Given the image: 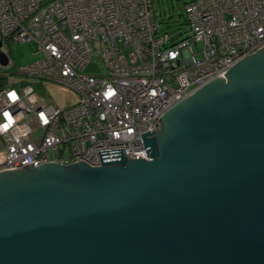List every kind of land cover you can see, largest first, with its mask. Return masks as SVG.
<instances>
[{"label":"water","instance_id":"obj_1","mask_svg":"<svg viewBox=\"0 0 264 264\" xmlns=\"http://www.w3.org/2000/svg\"><path fill=\"white\" fill-rule=\"evenodd\" d=\"M160 121L150 160L0 172V264H264V48Z\"/></svg>","mask_w":264,"mask_h":264},{"label":"built area","instance_id":"obj_2","mask_svg":"<svg viewBox=\"0 0 264 264\" xmlns=\"http://www.w3.org/2000/svg\"><path fill=\"white\" fill-rule=\"evenodd\" d=\"M185 13L179 37L157 23L153 0H0V53L34 42L43 54L0 89V172L98 168L99 150L122 147L129 161L150 160L142 134L159 132L166 113L264 48V0H190ZM97 50L105 76L85 74ZM46 85L71 91L74 104L47 102Z\"/></svg>","mask_w":264,"mask_h":264},{"label":"rangeland","instance_id":"obj_3","mask_svg":"<svg viewBox=\"0 0 264 264\" xmlns=\"http://www.w3.org/2000/svg\"><path fill=\"white\" fill-rule=\"evenodd\" d=\"M190 0H153L157 23L161 24L162 30L171 34H178L181 31L188 30L186 23L185 5ZM9 49L10 65L4 67L0 64V77L4 83L16 81L20 76L15 72L25 65L34 63L43 58L42 53H37V47L34 42L6 44ZM85 74L93 76H105L107 68L102 59L100 50L92 55V61L85 70ZM42 98L52 103L55 107L66 109L75 102V95L62 87L46 85L43 91H39Z\"/></svg>","mask_w":264,"mask_h":264},{"label":"trees","instance_id":"obj_4","mask_svg":"<svg viewBox=\"0 0 264 264\" xmlns=\"http://www.w3.org/2000/svg\"><path fill=\"white\" fill-rule=\"evenodd\" d=\"M186 23H187V20H186ZM164 32H165V31H164ZM183 33H184V35H186L188 32H186V30H185V31H181V32L178 33L177 35H178L179 37H181ZM3 81H4V79L0 77V89H2L3 87H5L6 85H8V84L4 83Z\"/></svg>","mask_w":264,"mask_h":264},{"label":"clouds","instance_id":"obj_5","mask_svg":"<svg viewBox=\"0 0 264 264\" xmlns=\"http://www.w3.org/2000/svg\"><path fill=\"white\" fill-rule=\"evenodd\" d=\"M13 98H15V97H13ZM5 115L7 116V119L9 120V122H11V121H12V117H11V115L8 114V113H6Z\"/></svg>","mask_w":264,"mask_h":264},{"label":"crops","instance_id":"obj_6","mask_svg":"<svg viewBox=\"0 0 264 264\" xmlns=\"http://www.w3.org/2000/svg\"><path fill=\"white\" fill-rule=\"evenodd\" d=\"M9 65H10V60H9ZM76 100V99H75Z\"/></svg>","mask_w":264,"mask_h":264}]
</instances>
